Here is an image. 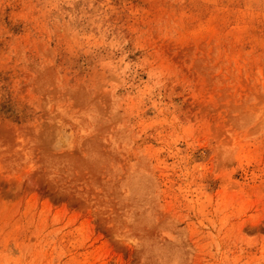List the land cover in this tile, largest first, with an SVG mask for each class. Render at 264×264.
Returning <instances> with one entry per match:
<instances>
[{
    "label": "rangeland",
    "instance_id": "374dc122",
    "mask_svg": "<svg viewBox=\"0 0 264 264\" xmlns=\"http://www.w3.org/2000/svg\"><path fill=\"white\" fill-rule=\"evenodd\" d=\"M0 264H264V0H0Z\"/></svg>",
    "mask_w": 264,
    "mask_h": 264
}]
</instances>
